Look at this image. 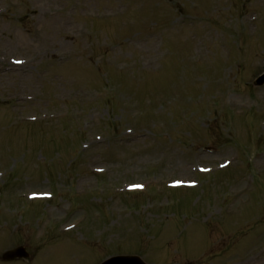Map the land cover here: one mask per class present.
Listing matches in <instances>:
<instances>
[{
  "label": "rangeland",
  "instance_id": "obj_1",
  "mask_svg": "<svg viewBox=\"0 0 264 264\" xmlns=\"http://www.w3.org/2000/svg\"><path fill=\"white\" fill-rule=\"evenodd\" d=\"M262 72L264 0H0L1 250L68 202L33 264H264Z\"/></svg>",
  "mask_w": 264,
  "mask_h": 264
},
{
  "label": "flooded vegetation",
  "instance_id": "obj_2",
  "mask_svg": "<svg viewBox=\"0 0 264 264\" xmlns=\"http://www.w3.org/2000/svg\"><path fill=\"white\" fill-rule=\"evenodd\" d=\"M40 223L42 225L46 224L45 221H42ZM46 227H47V230H46L45 233H42L40 235V234H38L39 233V231H38V233L36 235H34L33 237L26 238V239H28L27 243L15 242V240H17L20 237H18L15 233H11V235H9V238L13 241V242L11 241V243H15V245L13 244V245L9 246L5 250H11V249H15V248H22L24 250V252L27 253V256L26 257H17V258H14L13 260H4L2 258V254H3L4 251H2L1 248H0V263H6V264H13V263H15V264H33L34 261L38 259L37 258V254L40 252V249H41V245L34 244L33 239H35L36 241H38L40 243V241L44 240V239L46 240V239L51 238V237L52 238L60 237V235H58L55 232V230H54L52 225L46 224ZM14 232H16V230ZM21 236L23 237L24 235L21 234ZM25 236L28 237V235H25ZM62 238H63V241L60 244V246L67 245V243H66L67 236H62ZM61 248H63V247H61Z\"/></svg>",
  "mask_w": 264,
  "mask_h": 264
},
{
  "label": "water",
  "instance_id": "obj_3",
  "mask_svg": "<svg viewBox=\"0 0 264 264\" xmlns=\"http://www.w3.org/2000/svg\"><path fill=\"white\" fill-rule=\"evenodd\" d=\"M264 82V80H262L261 78L260 79H258L257 81H256V84L257 85H260V84H262ZM122 264H126L125 262H122Z\"/></svg>",
  "mask_w": 264,
  "mask_h": 264
}]
</instances>
